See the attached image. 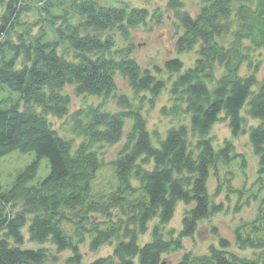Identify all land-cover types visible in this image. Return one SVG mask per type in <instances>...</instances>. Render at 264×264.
Wrapping results in <instances>:
<instances>
[{
    "label": "trees",
    "instance_id": "1",
    "mask_svg": "<svg viewBox=\"0 0 264 264\" xmlns=\"http://www.w3.org/2000/svg\"><path fill=\"white\" fill-rule=\"evenodd\" d=\"M165 1L181 29L176 52L196 51L186 69L177 57L162 67L142 69L130 57V45L116 47L113 33L126 40L148 20L159 23V10L150 13L127 1L103 6L96 0H70L78 15L70 23L52 14L53 0H0V162L14 151L34 153L11 183L0 188V264H56L61 253L69 254L63 264H85L81 247L86 243L91 253L113 245L108 255L88 264H161L165 254L182 249V240L194 236L201 221L222 211L221 203L211 201L208 183L238 153L228 139L214 148L210 132L218 122L227 123L234 138L248 134L258 162L257 181L263 180L264 82L256 79L259 65L251 55L264 50V0H196L200 8L195 15L186 10L185 0ZM43 12L52 19V39L46 40L41 26ZM252 63L253 72L241 75L242 67ZM215 67L223 70L221 75ZM116 76L127 81L139 102L146 99L150 105L168 88L173 103L162 114L183 113L188 123L169 127L155 141L141 106L117 93ZM67 85L78 96L102 103L113 99L120 109L106 110L102 103L80 108L71 113L74 137H63L48 117L69 114L71 98L63 91ZM123 137L110 163L113 185L108 192H95L93 183L106 166L102 146ZM42 159L49 172L30 184ZM225 174L234 192L233 174ZM217 180L218 193L224 185ZM179 203L188 206L181 229L167 231ZM26 226L30 242H49L55 254L23 247ZM148 232L150 240L140 244L139 237ZM234 241L240 250L255 254L238 256L220 237L207 253L184 252L176 264H264V208L234 229Z\"/></svg>",
    "mask_w": 264,
    "mask_h": 264
},
{
    "label": "rangeland",
    "instance_id": "2",
    "mask_svg": "<svg viewBox=\"0 0 264 264\" xmlns=\"http://www.w3.org/2000/svg\"><path fill=\"white\" fill-rule=\"evenodd\" d=\"M55 5L51 8L52 14H60L67 18L70 23H76L78 15L70 8V0H53ZM98 4L103 6H121L124 1L130 2L133 6L143 7L149 10L150 13L155 10L161 12V21L159 23L154 20H148L146 25L139 26L130 31L126 40H123L120 35L113 33L116 41V47H124L125 45L131 46V55L142 69H152L157 65L162 67L164 62L173 57L179 58L183 62V69L191 67L194 60L197 58L196 51L183 52L178 54L175 50V40L177 39L181 29L174 19V15L169 10H166L165 0H96ZM60 2V3H59ZM185 8L194 15L200 8V3L196 0H185ZM42 15L45 19L41 21V26L46 31V40L52 39L53 25L52 19L44 12ZM60 20L54 21V26H57ZM36 30V29H35ZM230 37H227L225 41H229ZM127 43V44H125ZM119 46V47H118ZM251 58L255 64H258V68L255 71L256 79L262 83L264 82V50L253 51ZM253 63L250 67L245 64L240 70L241 75H248L253 72ZM249 69V70H248ZM223 70L215 67V73L221 75ZM164 77L167 74L163 73ZM117 93L126 94L131 99V102L136 106H141V112L143 113L147 127L152 134L155 141L164 136L166 129L178 123H188V116L180 113L178 116H169L162 114V108H169L172 105V98L167 89H164L158 99L153 105H150L146 99L139 102L135 95L128 86L127 81L116 76ZM256 90V88L254 89ZM71 98V104L69 107V114L60 119L55 117H48V121L51 127L57 131V133L66 138L74 137L71 133V113L74 111L87 107L88 105H99L102 103L101 99L93 96H78L74 92L72 85H67L63 90ZM12 96L17 97V93L9 92ZM138 99L143 96L141 93ZM145 96V95H144ZM102 106L106 110L118 111L120 108L114 102L113 99H107ZM258 120H251V124L257 125ZM210 136L213 140V146L215 149L220 147L224 140L228 139L235 145L238 157L234 159L228 167H219L217 176L214 174L210 177L208 187L211 195V201L214 203L222 204V211L211 216L209 219L203 220L199 223L198 229L194 236L182 240V249L171 251V253L165 254L162 257L161 264H176L184 252H192L195 254L207 253L210 245H218V239L220 237L227 239L230 242L229 251L245 257H252L255 253L252 249L240 250L234 241V229L243 221H251L256 216L257 209L264 208V176L262 181H257L258 174V162L257 157L251 150L248 142V134L232 137L227 127V123L218 122L214 125L210 132ZM76 143H79V138H74ZM123 137L118 143L109 146H102V159L106 165L103 170L98 174L97 179L93 183L95 192H108L110 186L113 185L115 178H112L110 163L116 157L118 151L124 143ZM241 155V156H240ZM34 158V153H19L14 151L11 154L5 156L0 162V188L7 186L13 180L14 175L24 165L29 163ZM243 161L245 164H243ZM227 171L233 174V179L230 184L236 189L234 192H230L229 183L226 181ZM49 172V165L46 159H42L39 164L38 172L35 178L30 184H36L43 179ZM220 179L224 185L217 193L216 188ZM188 206L183 203H179L176 207V211L173 219L167 225L166 230L174 229L179 231L181 229V219L183 217L184 210ZM95 220H100L101 217L94 215ZM29 220V218H28ZM155 223V221L153 222ZM152 223V224H153ZM213 227L216 229L213 231ZM25 243L23 247H32L34 249L47 248L54 253L53 245L47 242L45 244H36L28 240L27 226L23 230ZM165 237L167 234L165 232ZM150 240V232L139 237V243L143 244ZM113 245L106 243L101 246L96 253H91L88 250V244H84L81 247L83 254V262L85 264L90 263L97 257L108 255L112 251ZM55 254V253H54ZM69 256L68 253L57 254L56 264H63L64 259Z\"/></svg>",
    "mask_w": 264,
    "mask_h": 264
}]
</instances>
